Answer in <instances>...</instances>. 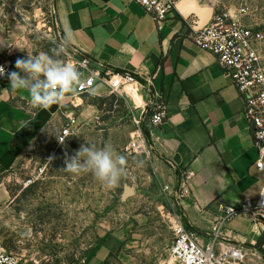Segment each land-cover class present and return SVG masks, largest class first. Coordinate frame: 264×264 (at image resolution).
I'll list each match as a JSON object with an SVG mask.
<instances>
[{"label": "crops", "instance_id": "obj_1", "mask_svg": "<svg viewBox=\"0 0 264 264\" xmlns=\"http://www.w3.org/2000/svg\"><path fill=\"white\" fill-rule=\"evenodd\" d=\"M174 1L162 29L135 0H53V12L63 37L71 31V46L100 69L136 77L122 90L135 118L150 111L154 101L165 100V121L148 131L155 144L151 162L161 183L173 187L184 180L189 195L178 200L179 209L205 239L221 207L258 197L264 170L257 166L242 97L215 56L192 39L218 7L235 0ZM93 89L88 94L108 92L104 84ZM77 105L84 114L91 111L85 101ZM57 107L32 106L27 90H13L10 83L0 93L3 171L16 165ZM220 234L222 244L233 241L245 249L243 264L249 258L264 264V251L257 245L264 221L240 213Z\"/></svg>", "mask_w": 264, "mask_h": 264}, {"label": "rangeland", "instance_id": "obj_2", "mask_svg": "<svg viewBox=\"0 0 264 264\" xmlns=\"http://www.w3.org/2000/svg\"><path fill=\"white\" fill-rule=\"evenodd\" d=\"M63 38L53 0H0V50L13 54L12 72L19 71L18 58L53 55ZM69 49L61 59L87 56ZM82 99L88 114L66 97L16 165L0 174V243L32 264H160L173 237L178 185L166 189L151 159L128 149L137 126L126 96L87 93ZM70 114L77 116L78 130L61 141ZM86 141L126 158L127 175L115 189L90 172L64 170L66 154Z\"/></svg>", "mask_w": 264, "mask_h": 264}, {"label": "built area", "instance_id": "obj_3", "mask_svg": "<svg viewBox=\"0 0 264 264\" xmlns=\"http://www.w3.org/2000/svg\"><path fill=\"white\" fill-rule=\"evenodd\" d=\"M135 1L152 15L158 29L164 27L167 14L175 3L174 0ZM263 9L264 0H235L231 6L218 7L211 22L192 34L198 47L215 56L217 64L231 77L242 97L244 117L251 130L253 145L258 151L257 166L261 170H264ZM74 51L77 49L74 48ZM74 61L85 75V83L80 86V91L67 94L74 106H77L76 97H82L98 84H104L109 93L123 94V87L136 80L131 73L100 69L89 56L74 58ZM13 66V54L9 50H0V67L5 69V74L0 76V93L9 90L8 73L12 72ZM165 118V100L154 101L150 111L135 118L137 127L131 136L128 149L153 159L155 144L148 131L151 127L162 124ZM78 126L76 115H66V122L59 131V139L62 141L75 134ZM2 172L4 171L0 167V174ZM183 181H180L175 190L178 198L189 195V189ZM165 188L169 189L170 186L166 185ZM259 212L261 216L257 214ZM240 213H247L253 222L264 221V184L257 198H245L239 206L221 207L205 239H201L199 232L187 225L185 215L178 206L172 214V241L164 261L160 264H243L245 249L233 241L222 244L220 234L226 223ZM0 264L32 263L29 259L6 250L0 243Z\"/></svg>", "mask_w": 264, "mask_h": 264}, {"label": "clouds", "instance_id": "obj_4", "mask_svg": "<svg viewBox=\"0 0 264 264\" xmlns=\"http://www.w3.org/2000/svg\"><path fill=\"white\" fill-rule=\"evenodd\" d=\"M72 39L71 31L67 32L52 49L51 56L42 53L18 58L15 68L19 71L8 73L10 88L27 90L29 103L44 109L61 104L69 93H78L85 83L84 73L77 62L60 58L67 53ZM4 74L5 69L0 67V76ZM64 163L65 171L77 175L90 172L103 187L110 190L119 186L128 171L126 158L117 154L111 146L98 147L88 141L81 144L73 155L66 154Z\"/></svg>", "mask_w": 264, "mask_h": 264}, {"label": "trees", "instance_id": "obj_5", "mask_svg": "<svg viewBox=\"0 0 264 264\" xmlns=\"http://www.w3.org/2000/svg\"><path fill=\"white\" fill-rule=\"evenodd\" d=\"M263 243H264V234L261 236V238L257 242V245L264 251V248L262 247Z\"/></svg>", "mask_w": 264, "mask_h": 264}, {"label": "bare ground", "instance_id": "obj_6", "mask_svg": "<svg viewBox=\"0 0 264 264\" xmlns=\"http://www.w3.org/2000/svg\"><path fill=\"white\" fill-rule=\"evenodd\" d=\"M78 98H79V101H78V102H80V103H81V102H82V98H80V97H78Z\"/></svg>", "mask_w": 264, "mask_h": 264}]
</instances>
